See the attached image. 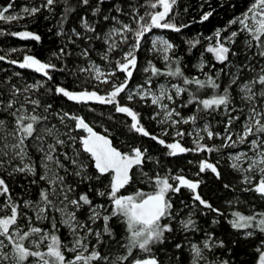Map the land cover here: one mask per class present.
Segmentation results:
<instances>
[{
	"label": "snow or ice",
	"instance_id": "1",
	"mask_svg": "<svg viewBox=\"0 0 264 264\" xmlns=\"http://www.w3.org/2000/svg\"><path fill=\"white\" fill-rule=\"evenodd\" d=\"M106 2L96 0L93 6L91 0H79L81 5L91 10L93 17L101 14V5ZM146 3L143 14L135 5H128L130 22H124L116 15L101 14V19L111 24L107 31H97V26L86 16L80 17L82 31L76 27L65 31L68 13L73 11L68 0H41L38 6H25L19 11H12L14 0L0 7V22L10 25L26 17H34L42 9L53 13L59 4H63V12L55 24L58 29L55 35L67 37V43L52 52L47 60L42 61L25 51L22 60L8 61L20 69L41 74L42 80L17 84L8 77L0 81V264H161L153 248L165 242L166 233L176 231L173 221L186 234V239L188 235L201 231L191 213L184 219L174 211L173 196L179 195L182 189L192 194L193 207L202 206L215 213L217 218L212 220V224H219L220 218H224L230 228L238 236L242 234L245 240L258 234L264 237V211L244 213L233 210L229 218L200 195L198 189L202 180L187 178L183 170L173 174L171 169L163 175L156 172L150 176L143 171L146 162L159 165L160 160L149 155L147 148L135 146L127 152L121 151L108 135L96 132L83 116L56 111L51 103L44 101V96L54 94L76 103L111 105L115 113L130 118L127 124L130 132L149 137L165 148V154L170 157L189 152L210 154L219 152L221 148L236 149L244 145L245 149L228 153V165L239 174L240 183L245 185L240 191L251 192L264 199V66L258 71L256 67L264 61V0H253L245 12L229 21L228 26L216 29L205 38L209 42L205 52L212 54L217 63L235 68L234 72L226 73L229 76L227 85L222 87L219 82L224 68L215 75L204 73L203 79L199 75H186L180 58L173 52L176 46L168 39L156 36L151 40L149 51L163 60L164 67H157L152 60L147 61L143 68L144 83L132 88L130 82L138 70L137 52L141 50L147 34L154 29L179 33L188 27L175 22L174 7L178 0H146ZM111 10L125 14L124 7L116 4ZM212 15V11L204 13L200 22L207 21ZM233 24H239L240 28L222 37V33L228 32ZM241 33L247 34L243 40L245 60L234 65L230 56L238 53L231 45L236 43ZM6 34L22 40H41L38 34L28 30L5 32L0 28V35ZM77 40L88 42L75 53L84 58L86 66L70 68L67 61L74 53L68 44L76 45ZM93 40L102 42L103 52L99 55L105 67L90 59ZM187 43L192 49L201 40L195 38ZM253 48L256 51L247 55ZM17 51L16 48L10 49L13 53ZM5 60L6 55H0V61ZM205 63L201 59L198 65L200 72H203ZM55 72L70 73L77 80L84 74L85 84L88 81L95 84L79 91H70L59 83L50 86ZM244 72L248 73L246 77L242 75ZM15 75L19 77L21 74ZM154 78H165L166 82L157 85ZM99 85H109L110 90L100 94ZM206 90H211V95ZM185 94L186 100L177 105V99ZM133 102L153 107L154 114L149 118L161 126L159 136L145 128L141 114L132 106ZM190 105L194 108L193 113L182 115L179 109ZM217 112L226 115L223 134L214 131L207 120L202 127L196 126L198 120ZM50 119L58 123H50ZM234 121L241 122L240 132H232ZM189 124L193 126L191 132L180 127ZM185 136L192 138V147H185L182 143ZM166 137H171V142ZM205 138H220L222 143L220 146L209 145ZM32 148L39 154V166L30 155ZM85 159L91 162L90 165L84 162ZM219 163V160L215 163L200 160L195 175L199 177L211 172L221 180ZM90 166L94 169L91 175ZM134 169L141 170L145 182L152 186L151 191L137 189L131 194H122V190L133 182ZM4 173L8 177L16 173L37 177L30 182L33 184L43 181L38 199H13ZM105 176L108 177L106 185L95 189L90 186L82 193H77L68 182V177H74L78 183L87 181L91 185L93 180L100 181ZM223 188L235 191L230 183H224ZM92 191L96 197L106 198L105 203H94L89 195ZM225 203L231 206L234 201ZM81 212L84 213L83 219L78 215ZM114 218L123 224L127 233L126 243L114 241L124 250L115 258L102 250L105 237L114 238L110 223ZM98 221L103 222L100 229L93 227ZM38 222H48L49 227L37 226ZM61 228L70 234V239L65 238L67 242L59 234ZM92 237L95 243H92ZM231 243L235 246L238 242ZM175 247L182 249L183 245L177 243ZM218 249L227 250L231 256L225 240L218 239L214 232H205L199 242L189 240L190 264H233L232 260L224 257L210 260L206 252L215 257ZM253 264H264V238L255 246Z\"/></svg>",
	"mask_w": 264,
	"mask_h": 264
},
{
	"label": "trees",
	"instance_id": "2",
	"mask_svg": "<svg viewBox=\"0 0 264 264\" xmlns=\"http://www.w3.org/2000/svg\"><path fill=\"white\" fill-rule=\"evenodd\" d=\"M12 0H0V7L6 6ZM253 0H178L177 5L174 7L175 22L177 24H186L188 27L182 28L179 33L171 30H161L154 29L153 32L161 33L166 39L172 42L176 47L173 52L176 57L180 58L181 66L188 76L199 75L201 79L204 78V73H209L215 75L221 68L225 71L220 73L219 82L222 87L227 85L229 76L226 74L229 71H235L231 65H223L217 63L213 55L205 52V48L208 45V41L205 39L211 36L216 29H224L229 25V21L239 17L243 12L246 11L250 3ZM41 0H14V9L12 11H19L25 6H38ZM93 6L96 5V0H91ZM68 4L73 9V11L68 13V21L65 23V31L76 27L78 31H82L80 28V17L86 16L90 23L97 26V31H107L111 26L109 22H105L101 19V14L118 16L119 19L124 22H130L131 9L128 7L129 4L135 5L139 10L140 14H143L144 10L147 8L146 0H107V2L101 5V14H97L95 17L92 16L90 9L79 3V0H68ZM113 4L124 7L125 14L121 15L115 13L111 10ZM143 5V7H141ZM64 5L59 4L53 13H49L47 10L42 9L40 13H37L34 17H26L19 22H13L12 24H4L0 22V28H3L5 32L10 31H23L28 30L41 37L40 41L35 40H22L18 37H13L11 35H0V55H6L5 61H0V81L7 80L8 77L12 78V83L23 84L25 81L33 82L36 80H42L43 77L40 74L35 73L31 70L20 69L18 65H12L8 61L12 59L22 60V57L27 51L28 54L35 55L42 61L51 58V53L56 51L60 46L67 43V37L56 36L55 33L58 30L55 27L56 21L59 19V14L63 12ZM212 11L213 15L209 17L207 21L200 22L201 16ZM240 28L239 24H233L229 26L228 32H223V36H227L230 31H237ZM51 29V31H49ZM152 32V33H153ZM70 34V33H69ZM151 34V33H150ZM147 34L146 39L142 41V47L138 56V70L134 73V78L130 82V87L142 84L144 82L145 74L142 73L141 67L147 61L152 60L157 67H164V63L149 51L150 40ZM247 34L241 33L237 37L236 43L231 45L233 51L238 53L237 56H230L232 64L238 65L245 60V49L243 45V40ZM195 38H200L201 43L195 48L190 49L187 41L193 40ZM87 41L77 40L76 45L68 44L70 50L73 51L74 55L70 57L67 61L70 68H75L77 66H86L84 58L78 57L75 53H78L81 48L87 46ZM79 45V47H77ZM16 48L19 51L10 52V49ZM93 50L90 52V59L95 61L101 67H105L103 62L100 60V53L103 52L102 42L92 41ZM256 51L255 48L247 52V55H251L252 52ZM172 55L173 53H169ZM201 59L205 63L203 72L198 69V64ZM53 62L58 63V61L53 60ZM215 65V67H213ZM261 66H264V61L257 64V71ZM15 73H20L18 77ZM53 81L50 82V86H54L59 83L61 86H65L70 91H79L83 87H90L95 84L94 81H88L87 84L84 83L85 75L81 74L80 79L70 73L61 74L60 72L52 73ZM119 75V74H118ZM245 77L248 75L247 72L242 73ZM122 79V77H121ZM164 78H154L155 82L161 81ZM169 80L171 78H168ZM171 82H177L172 80ZM100 94H104L106 91L110 90L109 85H99L98 86ZM208 95H211V90H206ZM123 95V94H122ZM203 95V93H202ZM46 103H51L53 109L56 111H68L80 116H83L87 123H89L96 132L100 134H106L113 141V145L119 148L121 151L127 152L130 147L140 146L142 148H147L149 155L154 159H159L160 164L156 165L153 162H146L143 169L150 176L154 173L159 172L161 175L165 174L169 169L175 174L180 170H183V174L189 179H200L202 184L198 189L200 195L211 203L214 207L219 208L225 213V216L230 218V213L233 210H239L244 213H251L252 211H264V199L258 197L256 194L251 192H242L240 189L245 187L240 183L239 174L234 173L227 160L228 153L237 151L238 149L245 148L246 146L240 145L236 149L233 148H221L219 152L213 153H186L176 157L167 156L166 149L160 146L155 141L151 140L149 137H143L139 134H134L128 130L127 124L130 122L125 114H118L114 112V108L111 105H102L96 102L76 103L67 100L63 96H58L54 94H49L43 97ZM186 100V94L184 97L177 99L176 104L180 105ZM122 102H126L122 99ZM132 106L138 111L142 116V123L145 128L155 135H160L161 126L155 121L151 120L149 117L154 114V109L152 106H146L143 103L133 102ZM184 116L191 115L194 111L193 106H188L187 108L179 109ZM202 115V114H200ZM243 119V117L241 118ZM204 120L210 123L212 129L216 132L223 134L224 123L226 122V115L223 112L214 113L211 116L204 117L197 121V124H201ZM50 123H58L55 119H50ZM190 125V124H189ZM189 125H180V127L187 131ZM107 130V131H106ZM241 122L234 121V126L232 128L233 133L240 132ZM171 131V129H170ZM84 134V133H81ZM235 139V136L233 137ZM168 142H171V137L165 138ZM205 142L209 145L220 146L222 140L220 138H214L212 140H207ZM185 147H192V140L188 136H185L182 140ZM30 155H32L33 160L39 166V154L35 152L32 148L29 150ZM207 159L212 163L220 161L219 168L222 173V179L217 180L211 172H206L197 177L195 174L198 171L197 162L200 160ZM192 161V163H189ZM85 163L90 165V161L84 160ZM40 174H43L42 170L38 167ZM94 169L89 167V174H93ZM63 174V173H61ZM6 183H8L12 198L13 199H38V194L40 188L44 186L43 181H39L37 184L30 183L33 179H38L31 175H25L22 173H16L15 175L8 177L4 173ZM133 182L127 186L126 190H122V194H131L137 189L143 191H151L152 186L147 184L141 175L140 169L133 170ZM68 182L75 187L77 193H82L88 191L91 186L93 189L100 188L106 185L108 182V177H102L100 181L93 180L91 185L89 182L78 183L76 178L68 177ZM224 183H230L235 191L226 190L223 188ZM90 198L93 199L94 203L100 204L105 203L106 198H99L95 196V191L89 193ZM192 194L188 190L182 189L179 195L173 196L174 211L178 212L181 218L187 219L189 213L196 220L198 228L201 231L196 232L194 235H188L186 239V234L180 230L179 226L173 221L176 231L172 233H166V239L163 244L155 245L153 248L154 254L161 261V264H190V251H189V240L192 242H199L203 239L205 232H214L218 239L225 240L228 248L231 249V256H229L227 250L218 249L216 250L215 257L206 252L209 259H214L216 257L229 258L233 261V264H253L254 262V249L257 244H259L261 237L259 234L250 239H243L242 234L238 236L234 230H232L229 224L224 218H220L219 224H212V220L216 219L215 213L208 211L201 207H193ZM227 200L234 201L233 205L229 206L225 202ZM183 201V203H181ZM236 201H239L238 203ZM31 215V212H29ZM81 219L84 218V213H78ZM22 222V221H21ZM111 227L114 230V238L109 239L105 237V244L102 247L104 253L109 254L111 257L119 256L124 253L123 248L120 244L114 241H120L121 243H126V230L123 224L117 219H113L111 222ZM39 226L48 228V222L39 223ZM103 222L98 221L93 227L102 228ZM60 236L62 239H70V234L67 229L61 228ZM92 243H95V238H90ZM67 241V239H65ZM231 241H237L238 243L234 246ZM181 243L183 245L182 249H176L175 244ZM139 254V253H138Z\"/></svg>",
	"mask_w": 264,
	"mask_h": 264
},
{
	"label": "rangeland",
	"instance_id": "3",
	"mask_svg": "<svg viewBox=\"0 0 264 264\" xmlns=\"http://www.w3.org/2000/svg\"><path fill=\"white\" fill-rule=\"evenodd\" d=\"M246 34V33H245ZM156 36H160V37H163V38H165L161 33H159V32H153V33H151L150 35H149V40H150V47H151V40L154 38V37H156ZM152 54H155V53H153L152 52ZM155 56H157L156 54H155ZM159 59H160V57L159 56H157ZM161 60V62L162 63H164L163 62V60L162 59H160ZM199 65V64H198ZM145 66H147V63H144L143 64V66L141 67V72L142 73H144L143 72V68L145 67ZM199 69V68H198ZM145 74V73H144ZM145 78H144V81H145V79H146V76H144ZM166 81H165V78L163 79V80H161V81H157V82H155V84H160V83H165ZM144 83V82H143ZM139 85V84H138ZM137 85H135L134 87H132V88H135ZM205 121V120H204ZM204 121L201 123V124H197L196 126H199V127H202L203 126V123H204ZM193 130V126L190 124L189 126H188V128H187V131L188 132H191ZM189 138H191V137H189ZM191 140H192V138H191ZM243 149H245V148H242V149H238V150H243ZM237 150V151H238ZM232 153V152H231ZM228 156V155H227ZM59 214H57V216H58ZM39 223H42V222H39ZM21 224H23V221L21 222ZM37 226H39V224H37ZM42 227V226H41ZM46 228V227H45ZM65 242H67V241H65ZM116 257V255L115 256H113V258H115Z\"/></svg>",
	"mask_w": 264,
	"mask_h": 264
},
{
	"label": "water",
	"instance_id": "4",
	"mask_svg": "<svg viewBox=\"0 0 264 264\" xmlns=\"http://www.w3.org/2000/svg\"><path fill=\"white\" fill-rule=\"evenodd\" d=\"M41 75V74H40Z\"/></svg>",
	"mask_w": 264,
	"mask_h": 264
}]
</instances>
